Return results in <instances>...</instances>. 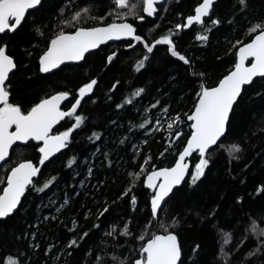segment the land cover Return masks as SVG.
<instances>
[{
    "label": "trees",
    "instance_id": "1",
    "mask_svg": "<svg viewBox=\"0 0 264 264\" xmlns=\"http://www.w3.org/2000/svg\"><path fill=\"white\" fill-rule=\"evenodd\" d=\"M201 1L164 0L153 18L146 17L140 7L136 11L145 17L143 21L126 17L149 42L171 33L176 50L190 63L174 55L166 42L155 44L148 53L142 42L127 40L101 46L80 64L41 72L38 54L51 36L61 27L74 30L75 22L63 21L80 7H91L84 26L101 23L89 18L100 15H105L107 22H111L109 15L120 21L117 17L121 9L113 0H42V7L30 11L18 30L0 33V43L8 44V52L17 63L7 82L10 100L25 109L44 96L66 90L71 93L63 105L67 110L78 95L77 89L91 78L97 79L92 94L77 108L84 121L73 130L70 142L58 155L39 165L40 143L31 141L16 145L0 166V191L19 160L30 159L40 168L18 209L0 218V264H7L8 256L18 257L20 264H119L121 260L131 264L149 234L165 229L177 232L183 264H264V250L247 255L264 240V233L251 231L254 224L264 228V190L257 191L264 186V77L244 87L231 113L227 134L213 148L204 175L192 184L189 174L157 218L150 215L153 191L143 183L146 176L135 177L134 209L130 197L121 196L133 178L129 173L141 171L140 165L151 171L153 166L164 168L175 163L191 134L187 116L196 103L199 85L213 87L232 70L238 48L253 35L249 27L264 20V0H247L246 8H241L238 0H218L209 16L218 17L220 24L213 25L206 17L204 24L176 29L177 24H185ZM62 7L66 11L59 13ZM37 27L43 35L36 32ZM205 30L208 39L202 41L198 34ZM128 43L133 46L126 47ZM112 51H117V56L108 63L106 54ZM144 55L148 58L138 68L137 62ZM139 88L145 91L133 95ZM156 100L160 104L152 108ZM176 113L181 115L182 123L171 131L182 130L179 137L168 135V122ZM145 120L149 124H144ZM157 120L160 125H156ZM73 122L69 116L54 132L63 131ZM93 132L99 136L94 137ZM234 143L242 148L230 153ZM149 156L145 164L144 158ZM72 157L75 160L68 166ZM198 157L194 154L191 158L190 173ZM52 176L56 180L38 191ZM105 204L108 211L97 218ZM173 217L180 223L169 228ZM73 221L77 222L76 229ZM125 223L132 235L121 230ZM96 224L99 227H94ZM112 225H116L115 234ZM84 231L89 235L78 245L68 247L72 236L79 238ZM140 235H144L143 241ZM195 245L199 248L193 252Z\"/></svg>",
    "mask_w": 264,
    "mask_h": 264
},
{
    "label": "snow or ice",
    "instance_id": "2",
    "mask_svg": "<svg viewBox=\"0 0 264 264\" xmlns=\"http://www.w3.org/2000/svg\"><path fill=\"white\" fill-rule=\"evenodd\" d=\"M113 2L121 9L117 17L120 22H117V19L112 18L111 15L108 16L111 22H107L106 16L100 15L99 17L89 18L101 21V23L84 26V19L90 13L91 7H80L71 14L70 19L64 20V24L75 22L74 30L66 31L61 27L55 35L51 36L46 46L38 54L40 70L49 72L65 61H81L89 50L96 49L102 42L113 37H132L133 42H142L148 53L152 52L155 44L166 42L171 46L170 50L174 55L180 57L185 63H190L186 56L176 50L171 33L160 36L159 40L149 42L144 36L138 34L136 26L126 19L128 16H134L143 21L145 17L137 13L136 9L138 7L144 13L155 14L158 0H137L135 3L132 0H113ZM213 3L214 0H202L196 6L195 14L186 17L187 23L177 24L176 29L186 28L192 25L193 22L204 24L205 17H208L213 25L220 24L221 20L218 17L209 16ZM238 3L241 8L247 7V0H238ZM38 7H42V0H0V32L18 30L26 20V14L29 10L35 11ZM64 11L66 9L63 7L59 9V13ZM36 32L43 35L39 27L36 28ZM249 32L253 35L247 43H243L239 47V58L232 70L219 79L213 87H208L203 83L199 85V91L196 92V103L190 115L187 116V119L192 122L190 125L191 134L187 137L186 144L179 151L178 158L172 167L156 168L153 166L151 171H147L142 164L139 166L141 171L129 173L133 178L130 180L128 187L121 193V196L130 197L133 209L137 203V196L132 194V189L136 185L135 177L146 176L143 183L154 190L150 196V215L157 216L162 209V205L166 203L165 198L169 196L174 186L181 184L185 175L189 172V162L186 161V158L194 151L199 153V157L194 165V171L190 173L191 183L195 184L204 175L205 169L210 163L209 157L213 148L218 147V142L227 134L230 114L234 110V105L242 96L243 86L251 83L253 78L258 75L264 77V20L253 22L249 27ZM198 38L206 41L208 39L207 30L199 33ZM237 44H240V42L237 41ZM125 46L131 48L133 45L128 43ZM116 56L117 51L109 52L106 54V61L111 63ZM249 57L253 58L252 61L245 63ZM147 58V55H144L137 62L138 68L144 66V61ZM16 68L17 63L14 56L8 52V44L0 43V161H4L5 158L9 157L10 149L13 148L16 142L30 143L34 140L37 142L42 141L38 148L40 154L38 163L43 165L53 153L67 146V143L71 140L73 130L77 129L84 121V116L77 114V108L81 104V99L87 93L93 91L97 79L95 77L91 78L77 89L78 95L73 98L74 102L67 110L60 106L61 101L71 95L66 90L44 96L38 102L33 103L31 107L25 109L20 103L10 100L11 93L6 84L10 72ZM118 83L119 81L115 82L112 87L115 88ZM144 91L143 88H139L133 95L140 96ZM126 99L131 103L130 98ZM159 104L160 101L156 100L151 107L155 108ZM116 107L119 108L121 105L117 104ZM162 110L166 111L167 106H162ZM68 116L73 117L74 122L63 131L53 134L51 131L53 126L62 118ZM155 123L160 125L159 120ZM178 123H182L181 115L176 113L174 119L168 122L169 136L179 137L181 135L182 130L171 131L174 127H178ZM144 124H149V121L145 120ZM143 126L141 125V127ZM92 135L98 137L99 133L93 132ZM167 142L171 144V140ZM241 148V144L234 143L229 148V152L235 153ZM144 159L146 164L151 157H145ZM74 160L75 157L68 159V166H71ZM109 163L111 162L109 161ZM39 171L37 164L30 159L19 160L15 166L11 167L6 176V186L0 191V218L8 217L18 209L22 195L29 185L34 184V178L38 176ZM88 171L91 174V169ZM55 180L56 176H52L37 190L43 191ZM262 190H264V186L257 189V191ZM238 199H242V197H238ZM107 211L108 205L105 204L97 213V218L103 216ZM87 215L88 213H85L86 217ZM148 223H151V221ZM179 223L180 220L173 217L169 228H173ZM72 227L73 229L77 228L76 221H73ZM94 227H99V224L94 225ZM112 228L113 234H115L116 225H112ZM121 230L125 235H132L128 223H125ZM144 231L147 233V229ZM251 231L264 233V228H257L254 224ZM88 235V231L81 233L79 238L73 235L68 241V247L78 245ZM149 235L150 238L141 245L139 255L131 261V264H183V251L175 230L165 229ZM139 239L143 241L144 235H140ZM36 247H39V245L37 244ZM48 247L50 249L52 246L49 245ZM198 248L199 245H195L192 251L196 252ZM261 250H264V240H260L255 249L247 255H255ZM7 264H20V260L18 257L8 256ZM98 264H102V262H98ZM119 264H124V261H119Z\"/></svg>",
    "mask_w": 264,
    "mask_h": 264
},
{
    "label": "water",
    "instance_id": "3",
    "mask_svg": "<svg viewBox=\"0 0 264 264\" xmlns=\"http://www.w3.org/2000/svg\"><path fill=\"white\" fill-rule=\"evenodd\" d=\"M218 0H214V3H213V5L217 2ZM164 2V0H158V3H157V5H156V8H157V11H156V13L155 14H152V15H150V14H148V13H144V15L146 16V17H149V18H153L156 14H157V12H158V6L160 5V4H162ZM202 2V1H201ZM196 8V7H195ZM30 11H32V10H29V12ZM211 11V10H210ZM28 12V13H29ZM195 14V9H194V13L192 14V15H194ZM26 16H27V14H26ZM206 18V17H205ZM10 22H12V21H10ZM117 22H120V21H117ZM131 23V22H130ZM187 23V20H185V24ZM197 24H200V23H197V22H193V24L192 25H189L188 27H186V28H184L185 30H187V29H190L192 26H194V25H197ZM5 32H8L7 30H5ZM5 32H0V33H5ZM127 40H133V38L132 37H113V38H111V39H109L108 41H104V42H102L96 49H91V50H89V52L88 53H86L85 54V57H86V55L87 54H89L90 52H93V51H95V50H97V49H99L101 46H103V45H106V44H109V43H114V42H119V41H127ZM138 41H136V43H137ZM238 50H239V48H238ZM238 50H237V60H238V58H239V56H238ZM84 57V58H85ZM252 57H249L248 58V60L245 62V63H250L251 61H252ZM83 60L84 59H82L81 61H65V62H63L60 66H58L57 68H55V69H52V70H50L49 72H43V71H41V72H43V73H50V72H52V71H54V70H56V69H58V68H60L61 66H63V65H67V64H80V63H82L83 62ZM16 69H14V70H12V72H10V74H9V77H10V75L15 71ZM259 77H262V76H257V77H254L253 78V80L255 79V78H259ZM7 82L8 81H6V84H7ZM250 83H248V84H246V85H244L243 86V89H244V87L245 86H247V85H249ZM95 86L96 85H94L93 86V90H94V88H95ZM243 91V90H242ZM93 92V91H92ZM92 92L91 93H87L86 95H85V97H83L82 99H81V103L83 102V100L86 98V97H88L89 95H91L92 94ZM68 98L69 97H67V98H65L64 100H62L61 101V104H60V106L63 108V105H64V103L68 100ZM80 106V105H79ZM78 106V107H79ZM235 106V105H234ZM230 116H231V114H230ZM69 117V116H68ZM68 117H64V118H62L60 121H58V123L56 124V125H54L53 126V128H52V133L53 134H55V129L62 123V121L63 120H65L66 118H68ZM190 121V120H189ZM190 123H192L191 121H190ZM13 130H14V126H13ZM32 141H34V140H32ZM221 141V140H220ZM219 141V142H220ZM35 142H37V141H35ZM218 142V143H219ZM27 143H29V142H16L14 145H13V148L16 146V145H18V144H23V145H25V144H27ZM40 144H42V141L41 142H39ZM12 148V149H13ZM12 149H10V152H9V156H10V154H11V151H12ZM64 148H62V149H60L59 151H57V152H55V153H53V155L51 156V157H49L48 158V160H50V159H52V158H54L56 155H58L62 150H63ZM194 154H198L199 155V153L198 152H193L192 154H190V156L189 157H187L186 158V161L187 162H189V172L185 175V178H184V180L181 182V184L180 185H176V186H174L173 187V190H172V192L171 193H169V196L168 197H166L165 198V200L167 201V199L171 196V194L173 193V191L176 189V188H179L184 182H185V180L188 178V176H189V174H190V170H191V168H192V164H191V158L193 157V155ZM9 157H7V158H5V160L4 161H0V166L1 165H3V163H5L6 161H7V159H8ZM178 158V157H177ZM48 160H46V161H48ZM39 167V166H38ZM170 167H172V166H170ZM40 169V168H39ZM145 179H146V177H145ZM6 186V185H5ZM145 186L148 188V189H150V190H152V191H154L153 189H151V188H149L146 184H145ZM27 189V188H26ZM24 195V194H23ZM23 195H22V197H21V201H22V198H23ZM21 201H20V203H21ZM165 204V203H164ZM163 204V205H164ZM20 205V204H19ZM19 205H18V207H19ZM162 205V206H163ZM13 214V213H12ZM12 214H10L9 216H11ZM158 216V215H157ZM157 216H154V218H157ZM180 241V240H179Z\"/></svg>",
    "mask_w": 264,
    "mask_h": 264
}]
</instances>
